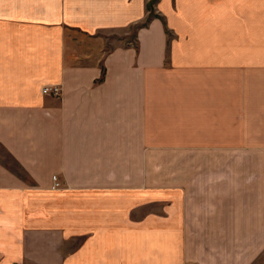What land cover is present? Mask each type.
<instances>
[{
	"label": "crops",
	"instance_id": "1",
	"mask_svg": "<svg viewBox=\"0 0 264 264\" xmlns=\"http://www.w3.org/2000/svg\"><path fill=\"white\" fill-rule=\"evenodd\" d=\"M0 264H264V0H0Z\"/></svg>",
	"mask_w": 264,
	"mask_h": 264
},
{
	"label": "built area",
	"instance_id": "2",
	"mask_svg": "<svg viewBox=\"0 0 264 264\" xmlns=\"http://www.w3.org/2000/svg\"><path fill=\"white\" fill-rule=\"evenodd\" d=\"M41 90H42L43 94H49V95H54V96H59L61 94L60 86L57 84L44 85ZM61 186H62V184L59 181L58 175H53L52 176V187L53 188H59Z\"/></svg>",
	"mask_w": 264,
	"mask_h": 264
},
{
	"label": "rangeland",
	"instance_id": "3",
	"mask_svg": "<svg viewBox=\"0 0 264 264\" xmlns=\"http://www.w3.org/2000/svg\"><path fill=\"white\" fill-rule=\"evenodd\" d=\"M151 10H152V13H154V12H153L154 10L152 9V7H151ZM113 36H115V35H113ZM117 37H119V36H117ZM108 38H109L110 41H111V40H112V41H117V40H118L117 38H113V37H108ZM125 40H126V39H122L121 42L125 43ZM108 43H109V42H108Z\"/></svg>",
	"mask_w": 264,
	"mask_h": 264
},
{
	"label": "trees",
	"instance_id": "4",
	"mask_svg": "<svg viewBox=\"0 0 264 264\" xmlns=\"http://www.w3.org/2000/svg\"><path fill=\"white\" fill-rule=\"evenodd\" d=\"M152 16V13H150L149 18Z\"/></svg>",
	"mask_w": 264,
	"mask_h": 264
}]
</instances>
